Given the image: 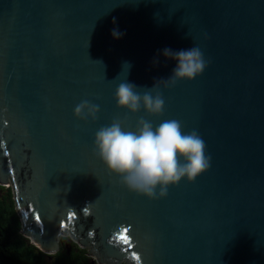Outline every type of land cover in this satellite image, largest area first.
<instances>
[{
    "label": "water",
    "instance_id": "1",
    "mask_svg": "<svg viewBox=\"0 0 264 264\" xmlns=\"http://www.w3.org/2000/svg\"><path fill=\"white\" fill-rule=\"evenodd\" d=\"M193 46L207 67L160 85L162 114L118 107L121 82L143 94L177 66L163 49ZM141 117L198 131L210 168L162 198L129 190L95 134ZM0 184L47 255L71 234L94 264H264V0H0Z\"/></svg>",
    "mask_w": 264,
    "mask_h": 264
},
{
    "label": "clouds",
    "instance_id": "2",
    "mask_svg": "<svg viewBox=\"0 0 264 264\" xmlns=\"http://www.w3.org/2000/svg\"><path fill=\"white\" fill-rule=\"evenodd\" d=\"M113 23L116 24L115 19ZM124 35L118 25L113 28L114 39H121ZM89 46L88 40L87 48ZM162 55L177 62L173 74L167 79L156 80L143 94L135 84L121 82L115 91L118 107L133 114L143 108L149 114L160 115L165 108L160 85L168 87L178 81H192L205 71L208 64L198 46L179 51L165 48ZM158 63V59L154 60V64ZM125 65L130 68V64ZM99 111L98 105L87 100L74 109L76 117L82 120L96 119ZM94 151L111 172L121 177L129 190L150 199L167 196L169 187L178 185L185 178L194 181L211 166L204 139L194 129L184 131L177 119L154 125L141 117L134 130L126 129L121 120L115 119L97 130Z\"/></svg>",
    "mask_w": 264,
    "mask_h": 264
},
{
    "label": "trees",
    "instance_id": "3",
    "mask_svg": "<svg viewBox=\"0 0 264 264\" xmlns=\"http://www.w3.org/2000/svg\"><path fill=\"white\" fill-rule=\"evenodd\" d=\"M0 264L94 263L87 250L79 249L76 244L70 248L61 246L54 255L39 250L22 233V221L13 189L0 184Z\"/></svg>",
    "mask_w": 264,
    "mask_h": 264
},
{
    "label": "rangeland",
    "instance_id": "4",
    "mask_svg": "<svg viewBox=\"0 0 264 264\" xmlns=\"http://www.w3.org/2000/svg\"><path fill=\"white\" fill-rule=\"evenodd\" d=\"M6 187H8V186H6ZM26 238H28V237H26ZM28 239L31 241L30 238H28ZM75 244L78 246L79 249L87 250L88 256L91 259V262L94 263V261H96L95 260L96 258L90 254L89 249L81 246L79 244V241L75 240L71 234L65 235L61 238V246H63V247L67 246L68 248H70V247H72V245H75ZM125 263L126 262L124 261L122 264H125Z\"/></svg>",
    "mask_w": 264,
    "mask_h": 264
},
{
    "label": "snow or ice",
    "instance_id": "5",
    "mask_svg": "<svg viewBox=\"0 0 264 264\" xmlns=\"http://www.w3.org/2000/svg\"><path fill=\"white\" fill-rule=\"evenodd\" d=\"M126 231V230H125ZM120 239L121 240H124L125 242H127V235L125 234V235H121L120 236Z\"/></svg>",
    "mask_w": 264,
    "mask_h": 264
}]
</instances>
